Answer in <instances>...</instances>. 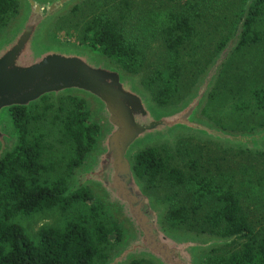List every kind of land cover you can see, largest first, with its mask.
<instances>
[{"label": "water", "instance_id": "water-1", "mask_svg": "<svg viewBox=\"0 0 264 264\" xmlns=\"http://www.w3.org/2000/svg\"><path fill=\"white\" fill-rule=\"evenodd\" d=\"M84 0H18L15 16L0 30V159L19 136L10 109L30 108L45 96L57 103L71 96L86 102L98 127L84 161L74 167L64 195L90 191L118 224L122 235L100 264H202L206 253L231 243L222 236L179 230L166 222L168 202L145 190L134 168L135 156L161 144L172 147L180 137L209 141L224 148L264 152V127L234 131L203 115L224 64L237 49L249 8L233 35L177 104L161 106L132 73L107 55L53 36L55 23Z\"/></svg>", "mask_w": 264, "mask_h": 264}, {"label": "trees", "instance_id": "trees-1", "mask_svg": "<svg viewBox=\"0 0 264 264\" xmlns=\"http://www.w3.org/2000/svg\"><path fill=\"white\" fill-rule=\"evenodd\" d=\"M18 0H0V30L15 16ZM76 6L71 12H76ZM264 11V0H254L243 26L240 43L242 46L260 39L255 30L257 18ZM83 28L81 41L108 57L123 69L140 73L143 57L136 44L128 41L119 20L103 11L94 14ZM57 27H54V32ZM165 42L170 53L167 64L149 79L142 78L141 84L151 92L152 98L161 106L177 104L179 86V48L193 35L194 28L189 18L173 14L165 26ZM222 47V46H221ZM260 103L261 94L254 91ZM211 96V95H210ZM59 102V105H58ZM57 103L51 96L43 97L30 108L15 106L10 109L19 139L12 151L0 159V264H96L107 258L104 246L113 239H121L118 224L95 201L90 191L80 188L64 195L69 181L67 176H58L50 183L41 177L53 170L43 162L45 132L38 125L48 118L47 112L54 111L52 122L61 125V133L72 146L68 160V175L80 165L92 149L99 127L89 117L86 102L78 97L63 96ZM206 115V108L202 111ZM168 145V144H161ZM159 146L148 148L134 158V168L144 182L145 190L160 176L174 186L191 183L195 201L200 204L214 198L217 206L205 216L211 228L221 227L222 236L237 235L231 243L206 253L202 264H264V234L258 236L242 214L241 205L232 186H223L212 178L186 176L178 168H169L159 153ZM259 156L264 152L241 150ZM76 203L90 204L93 215L98 219L92 228L83 221H68L62 229L41 227L37 239L31 238L24 228L12 222L17 215H30L57 207L63 211ZM197 205L171 206L166 214L167 224L179 230L192 231L188 222ZM190 224L189 226H182ZM184 227L185 229H183ZM242 240L240 248L227 251L236 240ZM130 264H152L147 260H134Z\"/></svg>", "mask_w": 264, "mask_h": 264}, {"label": "rangeland", "instance_id": "rangeland-1", "mask_svg": "<svg viewBox=\"0 0 264 264\" xmlns=\"http://www.w3.org/2000/svg\"><path fill=\"white\" fill-rule=\"evenodd\" d=\"M245 2L84 0L76 12L67 13L55 23L57 30L54 32L53 28V36L60 41L90 46L81 43L86 21L100 11L114 15L122 26L125 38L140 50L143 57L140 73L142 78L149 79L156 70L167 64L170 57L164 33L170 16L186 15L194 33L178 50V98L181 99L190 92L198 76L235 32ZM255 30L260 39L233 52L224 64L205 106V116L225 129L240 131L264 127V11L257 18ZM254 91L261 94L262 103ZM54 113L48 111V118L40 120L38 124L46 134L43 162L54 168L42 175L43 183H50L58 176H67L70 181L71 176L68 175L67 166L72 156V146L62 135L60 123L52 122ZM158 148L169 168H178L186 176L212 178L223 186H232L242 214L258 236L264 234V156L224 148L220 144L193 137H180L174 147L162 145ZM146 189L158 202H168L169 207L197 205L195 213L188 220L191 225L182 226L190 225L192 231L197 233L221 235V227L211 228L205 220V216L217 206L216 200L207 198L198 204L190 182L174 186L160 176ZM98 219L93 215L90 204L76 203L65 211L54 207L26 216L17 215L12 222L21 225L36 240L41 227L62 229L68 221H83L92 228ZM242 242L237 239L226 248L227 251L240 248ZM114 245V240L110 239V243L104 246V253H109ZM100 263V260H96V264Z\"/></svg>", "mask_w": 264, "mask_h": 264}]
</instances>
